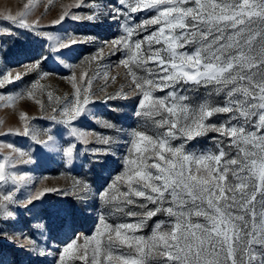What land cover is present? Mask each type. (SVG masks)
I'll list each match as a JSON object with an SVG mask.
<instances>
[{
  "label": "snow or ice",
  "instance_id": "obj_1",
  "mask_svg": "<svg viewBox=\"0 0 264 264\" xmlns=\"http://www.w3.org/2000/svg\"><path fill=\"white\" fill-rule=\"evenodd\" d=\"M33 6L29 0L22 11L3 19L39 37L43 50L19 53L29 55V62L18 66L22 70L0 71V89L30 73L38 80L17 93L0 92V104L11 106L25 92L34 98V90L45 87L40 79L58 74L56 68L69 69L72 74L61 78L74 91L63 98L47 92L49 104L55 101L48 119L63 125L75 142L64 146L61 133L34 126L35 118L23 111V129L5 135L29 138L67 164L76 159V142L88 145L91 137L104 147L87 150L85 167L102 172L111 156L120 160L121 170L96 190L107 212L99 215L91 235L75 230L87 201L73 192L74 203L54 206L39 225L45 241L49 234L53 242L65 234L57 247L41 246L14 228H0V241L35 257L37 264L48 256L51 264H264V0H74L50 27L70 19L98 27L116 23L120 29L85 58L96 65L95 72L79 75L74 69L80 65L67 63L64 50L98 38L42 30L38 19L29 20ZM137 14H143L139 22ZM2 31L14 34L10 28ZM105 47L109 55L121 54L117 66L126 70L127 90L121 84L118 91H107L118 76L103 63ZM15 54L4 48L0 60ZM48 61L56 65L51 72L42 69ZM96 81H103L98 89L103 96L93 89ZM98 100L134 101L136 127L125 130L97 117L90 106ZM36 103L44 109L43 101ZM83 118L115 135L77 127ZM209 133L217 134L211 147H190ZM0 146L11 150L0 156V223L15 221L20 209L31 212L47 193L69 195L54 188L33 192L31 177L17 170L33 162L31 152L11 143ZM77 186L90 187L82 180L75 181ZM22 188L27 194L17 198ZM148 228L150 233L143 234Z\"/></svg>",
  "mask_w": 264,
  "mask_h": 264
},
{
  "label": "rangeland",
  "instance_id": "obj_2",
  "mask_svg": "<svg viewBox=\"0 0 264 264\" xmlns=\"http://www.w3.org/2000/svg\"><path fill=\"white\" fill-rule=\"evenodd\" d=\"M29 0H0V50L7 48L15 55L9 56L7 61L0 60V71H3L6 67L10 68L13 72L22 70L18 66L28 63L30 56L19 53H33L37 54L43 49L41 47L43 41L30 32H26L23 29L15 28L10 22L3 19L6 15H15L17 12L23 10L25 3ZM74 0H32L34 5L31 9L29 20H39V25L42 30L50 31L53 34L74 32L83 35H93L98 38L96 43H79L73 45L69 49L64 50L66 62L73 65H80L75 68L74 71L79 75L81 71L94 73L96 65L89 63L85 60L86 57L96 53L98 47H100L99 41L111 40L120 34L118 24L112 23L111 26L105 25L98 27L90 22L76 23L70 19L66 20L62 25L50 27L51 21L57 19L62 13L64 8L73 4ZM102 3H114L115 0H100ZM73 11H87V9H72ZM143 14H137V22H139ZM12 29L13 35L5 34L3 29ZM108 47L104 48L105 59L103 63L107 66H111L110 74L118 76L115 82H110L107 88L108 92H116L120 89L121 84H125V90H127V83L125 80V69L122 66H117L119 59L122 58L120 53L116 55H109ZM81 61H84L81 64ZM56 65L52 61H48L42 65L44 71L51 72ZM56 75H49L39 80V83L44 85V90L41 92L39 89L34 90V98H28L27 93L23 98L15 101L11 106H3L0 104V145L4 143H11L15 147L28 150L31 152L33 162L31 164L19 165L17 170L20 172H26L31 177V190L36 192L40 189L54 188L66 190L69 195L64 196L61 193L50 192L47 193L42 200L36 201L34 206H31V212H26L23 209L18 210V215L15 221H9L8 223H0V228H6L11 231L13 228L17 231L23 232L31 236L38 244L44 246L47 243L51 248L58 246L59 242L65 241L66 236L64 233L57 235L56 242H53L51 235L47 241L41 234L39 225L46 222L47 212L54 206L68 205L75 202L73 192H78L86 197L87 209L83 215H78L75 222V230L77 232L91 235L95 229L98 217L101 213H106L107 209L100 201L96 190L104 186L107 182L121 170L120 160L115 157H109L108 167L104 171L98 169H89L85 167L87 160L90 156L88 149L102 148V144L96 142L91 137L90 143L84 145L83 143L76 142V159L74 163L67 164L61 155H57L54 152H49L43 147L34 144L29 138L20 135H5L9 129L20 128L23 129V123L19 120V114L21 111L25 112L29 118H35L32 123L34 126L42 129H50L53 133H61L58 137L60 142L64 146H68L69 141H74V137H70L64 130L63 125H58L52 122L48 117L52 115L51 107L54 106L55 101L49 104L47 98V92L52 91L54 96L71 95L73 89L71 84L67 80L61 77L71 75L69 69L59 67L56 68ZM38 80V76L35 73H30L25 76L22 81H17L14 84L8 85L5 88L0 89V92L5 93H17L30 86L34 81ZM103 81H96L93 84V89L97 91L98 96H103V93L99 92V86ZM203 95V90H201ZM36 100L43 101L45 107L41 109L40 105L36 103ZM119 108L118 111H113L114 108ZM90 110L95 113L97 117L102 120L114 122L119 127H123L125 130L136 127L137 120L133 116L134 101L124 100H109L104 103L103 100H98L94 105L90 106ZM215 119V118H214ZM77 127L86 129L88 131H95L96 133L115 135L110 130L104 129L101 125L92 119L83 118L77 122ZM215 133H209L207 136L199 137L194 141L189 142L191 148L197 150L202 148L211 147V137L215 136ZM46 137L41 135V139ZM127 139L123 136L119 149L124 151L123 140ZM11 152L7 147L0 146V156L6 155ZM76 180H82L89 182L90 187L85 191L82 186L74 187ZM27 194V188H22L17 193V198H23ZM156 219H164V217H154L151 224ZM37 225V227H33ZM150 228L145 229L143 234H149ZM80 243H83L81 240ZM91 253L89 252V255ZM44 259V264H51L53 257L48 256ZM0 261L3 264H37L36 258L26 254L22 249L15 245L9 244L7 241H0ZM82 264V262H77Z\"/></svg>",
  "mask_w": 264,
  "mask_h": 264
}]
</instances>
